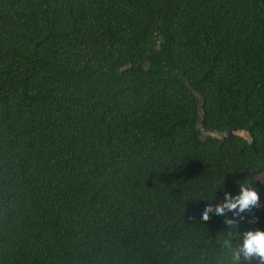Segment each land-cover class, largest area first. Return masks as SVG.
Wrapping results in <instances>:
<instances>
[{"label":"trees","instance_id":"16d2710c","mask_svg":"<svg viewBox=\"0 0 264 264\" xmlns=\"http://www.w3.org/2000/svg\"><path fill=\"white\" fill-rule=\"evenodd\" d=\"M241 186L264 0H0V264H249Z\"/></svg>","mask_w":264,"mask_h":264},{"label":"clouds","instance_id":"9594fccd","mask_svg":"<svg viewBox=\"0 0 264 264\" xmlns=\"http://www.w3.org/2000/svg\"><path fill=\"white\" fill-rule=\"evenodd\" d=\"M259 200L258 193L247 187L241 186V191L239 195L234 200H229L223 206H218L215 211L219 215H224V210L238 209L239 212H244L245 210H250L253 206H256ZM205 211L203 218L208 219L207 211ZM243 243L235 252L236 259H239L241 256L245 261H248L249 264L253 259H258L260 264H264V231H248L243 234Z\"/></svg>","mask_w":264,"mask_h":264},{"label":"rangeland","instance_id":"374dc122","mask_svg":"<svg viewBox=\"0 0 264 264\" xmlns=\"http://www.w3.org/2000/svg\"><path fill=\"white\" fill-rule=\"evenodd\" d=\"M256 192L258 193V196H259L258 202H261L262 200H264V190L256 191Z\"/></svg>","mask_w":264,"mask_h":264},{"label":"water","instance_id":"95a60500","mask_svg":"<svg viewBox=\"0 0 264 264\" xmlns=\"http://www.w3.org/2000/svg\"><path fill=\"white\" fill-rule=\"evenodd\" d=\"M234 132H236L235 130H234ZM226 134H227V136H230L231 134H232V130H228L227 132H226ZM252 146V145H251Z\"/></svg>","mask_w":264,"mask_h":264}]
</instances>
